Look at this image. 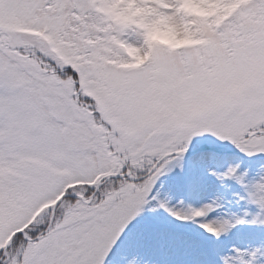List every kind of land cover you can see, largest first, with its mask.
Masks as SVG:
<instances>
[{
    "label": "snow or ice",
    "instance_id": "1",
    "mask_svg": "<svg viewBox=\"0 0 264 264\" xmlns=\"http://www.w3.org/2000/svg\"><path fill=\"white\" fill-rule=\"evenodd\" d=\"M0 264H264V0H0Z\"/></svg>",
    "mask_w": 264,
    "mask_h": 264
}]
</instances>
